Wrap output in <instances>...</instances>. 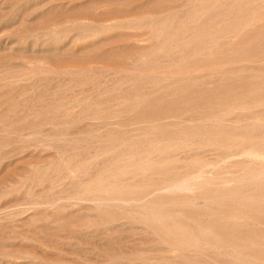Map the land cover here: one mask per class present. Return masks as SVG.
Wrapping results in <instances>:
<instances>
[{"label": "bare ground", "instance_id": "obj_1", "mask_svg": "<svg viewBox=\"0 0 264 264\" xmlns=\"http://www.w3.org/2000/svg\"><path fill=\"white\" fill-rule=\"evenodd\" d=\"M142 1L145 2L144 0H141V2ZM149 1L150 5L152 4L151 6H156L153 7L154 10L156 9V12L150 11L149 13L143 14L148 12V10L145 11L143 7V12L142 6L141 8L138 6L137 8L135 7V9H138L137 11L141 9L142 11L140 10L139 13L142 12L141 14L143 15L136 16V14L132 13L126 15L124 12L126 9L123 7L124 9H120V11H123L125 15H121L120 13L119 15L122 17L119 18L118 16L117 19L119 20L113 19L115 22L112 24H106L105 21L102 24H98L100 22L96 21V23L93 20L75 19L67 21L66 24L61 22L50 23V25H47V31L43 27L45 30L44 32L50 33L51 35L54 34L52 37L58 36L61 29L64 31L63 27L70 31L75 27L76 30H80V32L78 31L80 34L77 35V37L76 35L74 36L77 39L76 41H81L80 44L87 39L88 43L91 42L92 39H96V37L93 36H99L102 32L104 33V31L111 32L110 30L117 28L141 29L142 31L145 27H148L150 35L147 37H144L143 32L144 38H141L142 34L136 39L133 34H131V37L129 36L130 38L126 36L125 39L132 42L131 45L129 44L130 41H128V43L127 40H124L129 44L127 47L129 51L137 50L143 53L139 55V53L136 52L140 56L139 59L146 63L142 65L141 68H137L139 72H136V74L131 73L133 76L130 77L128 76L131 74L129 72L126 73L128 74V78L126 76V78L122 76L116 77L115 73H112L114 76L111 75V79H108L109 77H107L108 74L106 73L107 76L104 79H107V81L111 80V82L109 81L106 84L103 80L104 82H100L103 84H98L101 88H103V85H106L104 89L108 95L104 92L105 96L111 97L110 95L112 93L110 91H117L116 89H119V92L117 91L119 96L121 94L125 95H121L123 99L119 97L121 101L118 100L119 98L116 92H114V95H117V98L113 96V94L112 99L105 97L111 102L116 101V99L118 100V102L114 104L112 102V105H108L109 103L106 102L108 100L103 99L104 97L100 99L105 100V106H110L108 107L109 109H107L106 106L109 112L110 109H112L114 116H122L123 112L125 113V117L127 114L126 112H129L128 114L131 113V115L134 113L133 115L137 116L135 117L137 121L134 123L135 126L132 124V129H128L131 126L128 127L123 125L125 121L122 123L116 122L118 123V126H116L118 129L120 128L119 130H121V127H119L121 124L125 128L128 127L127 131H123L124 133H121V131L120 133L116 132L117 134H114L113 130V134L108 133V128H106L107 131H102L105 129L104 126L106 124L102 122L103 125L101 126L103 129L95 128L91 132L97 130L90 134L88 132L89 130L87 131L89 135L93 136L90 141L84 140L79 136L77 137V135H70V133L72 134L73 132L69 133L67 130H61L60 132L55 131L52 133H50L51 131L48 132V130L46 135L41 131V136L43 134L46 138L41 137L28 144L27 147L30 148L33 146H42L43 148L41 147L37 150L39 151V149H41V152L42 149L46 150V148H52L56 142L57 144L59 142V147L62 145L63 149L60 151L58 158L54 160L55 162H51L47 166L48 170H50L49 175L47 174V181L49 182L50 188L46 193H41L31 200H26V202L25 200L24 202H19L18 200L19 206H17L18 204L16 203L15 205L17 208L13 205L15 207H13L14 210H11V212L7 210L6 213H0V220L6 221L8 219L11 220V217L14 219L24 217L29 223L33 222L36 225L39 224L38 226L40 228L42 227L44 230H49L51 228L53 231V227H56V224L64 219V221H66L65 224H68H63L65 227L68 225L66 230L70 234L67 233L64 238H62L65 246L63 245L64 248H60L56 240L55 242L53 241L54 243L49 244L50 242L42 240L44 238L30 236L32 235L31 233H29V235L27 232H23V234H15V232H13V234L8 237V241L12 240V244H15L13 241L16 242L20 240V243L19 241L18 243L21 244V246L24 244L26 248L23 246L21 247L24 248L23 250L11 251L8 249L11 252H6L5 250V252H0V264H264V0ZM183 1L185 2L184 4H182ZM136 2L141 3L140 1ZM70 3H72V1ZM147 4L149 5V2ZM137 5L135 4V6ZM144 6L147 5L145 4ZM35 10L38 11V9ZM97 10L100 12V9ZM88 16L91 17L90 15ZM43 29L42 31H38L42 32L41 36L44 34L43 38H45L46 34L43 33ZM130 29L129 32H131ZM71 33L72 32L68 34ZM32 34L33 36L36 35V33ZM64 35L66 34L64 33ZM61 36H63V33H60L59 37H56L53 42L51 41L53 38L51 39L48 37L49 40L46 39L47 41L44 39V43L41 42L43 45L40 44L42 49L39 45L40 51L46 52L45 54L47 55L48 50H59L60 46L62 47L61 39L64 41L67 37L60 38ZM69 36L70 35H68V37ZM151 41L155 42V44H151ZM17 42L18 41L15 42L9 37L5 38L0 42V48H2L1 50L3 51V48L15 51ZM73 42L71 39V43ZM38 43L39 42H37L36 45H38ZM18 45L19 47L22 46H20V44ZM31 45V51H34L36 45ZM82 45L83 48L84 44ZM65 46H63V48ZM125 46H127V44ZM36 47L38 48V46ZM73 47L75 46L73 45ZM64 50H61L62 55ZM86 51L89 52L88 50ZM115 52L116 51H114L113 54ZM57 53L58 54L55 55H59L60 51ZM41 54L45 55L43 53ZM170 54L172 58L168 64H161V62L163 63L165 60H161L160 57V62L155 60V58L158 59L157 57L160 55L161 57L166 56L167 58V55ZM55 55L51 57L55 59ZM89 56L94 55L92 54ZM45 57L44 61L47 59V57ZM88 59H91V57ZM95 59L99 60L97 58ZM121 59H119V62L123 63L124 59H122V62ZM27 60L28 58L26 61ZM70 60L73 61V59ZM147 60L153 63H147ZM48 61L50 62L51 60ZM91 61L94 63L95 60ZM110 61L112 63L114 62L112 60ZM27 62V64L23 62L27 65L24 71H13L14 73L11 71L12 73L1 76L0 80L5 81L4 84L0 81L1 85L11 86L12 84H17V86L21 87L23 84L21 82L26 81L27 83L30 80L28 79V75H30L34 69L31 70L32 72L29 70L34 68L33 65L35 63L38 64L42 61L36 60L33 56V58H30ZM4 63L5 62H3V64ZM42 63V65L46 66L45 63L48 62L46 60ZM131 63L133 62L131 61ZM143 63L141 62L139 64L141 65ZM26 65L24 67H26ZM72 66L74 67H71V69L66 66L67 69L71 70L69 73L78 69L75 68V65ZM113 66H116V64ZM48 67H50L49 64L46 68L51 72V69ZM125 67L123 68L126 69ZM51 68L54 70L55 67L51 66ZM82 68L84 67L82 66ZM82 68L81 70L85 69ZM58 69L61 70L60 67H58ZM58 69H56L57 72L59 71ZM69 70H67V72ZM81 70L80 72L77 71L78 73L72 72L73 74L71 76L76 77L74 74L77 73L76 75H78L81 73ZM120 70L116 75L121 73V75H123V72L125 75V71L122 72V70ZM56 71H52V73H57ZM45 72L47 71L41 70L42 74ZM58 73L61 75L63 74V72L61 73L60 71ZM55 75L58 76L59 74ZM73 77L72 79L69 77L71 82L73 81ZM103 77H105V75ZM112 77L115 79L113 80ZM86 79L85 77L83 81ZM138 79L140 84L135 81ZM80 81L82 80H79V82ZM26 83L24 82V85ZM28 83L30 85V81ZM38 83H40V81H38ZM135 84H138L137 87H139V91L135 88ZM94 86L96 85L94 84ZM123 86L126 88L134 87L135 91L130 90L133 92L126 94L128 93L126 92L127 90L125 88L121 89ZM100 87H98V90H101ZM34 88L33 90H35ZM95 88H97V86ZM4 89H9V87ZM120 89L126 90L124 94L120 93ZM95 90H93V92L86 91V94L84 93L85 91H83L84 95L81 94L82 98L77 95L80 98L70 100L68 96L67 98L70 102H68L67 105H70L66 107L65 111L68 110L71 114L73 113L70 111H74V113L76 110L80 111L78 107L80 106V102L93 97L95 98L99 93L97 89ZM5 92L2 98L7 95L9 96V94H13V91L9 93ZM99 95L101 94L99 93ZM99 98L96 96L98 102L96 99H93V102L86 104H93L94 100H96V103L93 105L101 104L99 103ZM89 101H92V99ZM1 105L0 108H2L0 111H4L3 108L6 106L3 103ZM56 106V109L60 110L66 106V104L63 105L58 103ZM87 106H85V108ZM91 106L92 105H89V108H91ZM98 106L96 108L93 106L95 110H92H94L95 113L96 111L104 112L106 110L104 107H101V105L100 107ZM13 107L15 108L14 112L17 111V106L12 105V108L10 107L12 111ZM33 107L32 109H34ZM10 108L8 106V109ZM44 108L43 110L41 109L43 113ZM21 109L23 111H21ZM21 109L20 111L24 113L25 110L23 107H21ZM56 109L54 110L55 113L57 112ZM5 110L8 111L6 108ZM41 110L39 109V111ZM46 110L45 113L52 111ZM26 111L25 114L28 112ZM35 111L37 112L38 109L36 110L35 108ZM54 111L52 112L54 113ZM11 112L9 113L11 114ZM80 112H83V110ZM109 112L107 114H109ZM9 113L8 115H10ZM32 113L34 114V111ZM64 113H67V115L69 114L68 112ZM77 113L74 116H76ZM25 114H23V116ZM36 114L39 113H35L34 117ZM84 114L80 115L86 116ZM92 114L93 113H91V115ZM101 114L102 112L99 114L100 118L106 117L107 115L101 116ZM39 115H42V112ZM63 115L65 117L66 114ZM80 115H78V117ZM91 115L87 114V117H91ZM94 115L95 114L92 116ZM30 116H32V114H30ZM74 116L71 115V117ZM94 118L91 119L94 120ZM88 119L89 118H85L84 120L87 121ZM131 120L134 119L132 118ZM129 122L131 121L129 120ZM64 123H66V121ZM92 123L94 124V121H92ZM48 125L49 124L46 126ZM43 126L41 124V127ZM98 126H100V124ZM8 128L11 127L8 126ZM125 128L124 130H126ZM56 130H58V128ZM19 131L17 130V133ZM83 131L85 132V130ZM27 132L25 130V132L21 133L25 134ZM31 132L28 133L27 136H22L24 134L21 136L25 139L28 137L32 138L34 134ZM109 132H111V129ZM64 133L69 134L64 135ZM35 136L34 139H36ZM85 137L88 139V135H85ZM18 141L20 142V140ZM6 142L9 143L8 141ZM25 144L27 143L25 142ZM56 146L54 148H58V145ZM27 147H23L20 151L23 152L26 149H30ZM20 148H22V146ZM35 148L37 149V147H34V149ZM85 148L91 150L92 155L88 154L90 155L89 157L82 156ZM74 151H80L82 154L78 157L79 154L76 152L78 156H75L76 154L74 155L72 153ZM206 152L207 154H205ZM85 153L87 154L88 152L85 151ZM208 153L213 156L209 155L211 158H207ZM221 158L227 159V163H221L222 165L219 166L220 161H222ZM218 160L219 163L217 162V165L215 161ZM85 167L86 170H83ZM41 171L47 172L45 169ZM34 172L35 171H33V173ZM41 175L40 172L35 176L37 178H35L36 181L43 182L45 180L46 176L44 178V174L43 176ZM63 180H65V182L69 180V183L67 182L68 186L66 185L67 188H64V186L59 190L58 188L62 185L60 182ZM30 186L28 185V187ZM3 188L5 189L4 186ZM1 195L4 194L1 193ZM11 208L12 207H10V209ZM13 218L12 220H14ZM4 225L8 226V224ZM61 225L62 224H60V227ZM18 226L19 224L17 227ZM26 226L27 225H25V227ZM42 228L39 230H42ZM6 229L8 228L6 227ZM56 229L57 228L54 230ZM17 230L19 229L17 228ZM20 230L22 232V229ZM58 230L60 229L56 231ZM62 231L66 232L63 229ZM34 232L33 235L35 236ZM114 232L132 233L131 235L135 240L141 239L139 241L142 242V244L144 243L150 247L149 250L151 252L149 251V253L152 254L148 253L149 255H141L139 253L140 249H135L137 248L136 246H134L135 248L132 250L129 248V250L125 249L123 247L124 245L121 246L124 249H120L119 252L113 250V252L106 253L105 251L104 253L102 249L105 250L108 245L105 244L107 247L103 245L105 248L101 246L102 249L100 250L98 246H100L101 243L98 242V244H96V242L95 244L98 245L97 247L99 249L92 246V248H84L80 245L79 240L81 239L78 240L79 235L76 236V233L91 235V237L88 238L86 236L87 239L83 238L84 236L80 237L87 241L89 238H93L92 235H99V238L101 236L105 238L107 235H112ZM36 234H38V232H36ZM58 235L60 236V231ZM115 236H117V234ZM76 237L78 241H76ZM94 237L98 238V236ZM107 237L109 238V236ZM59 238L61 237H57V240ZM127 239L128 238L122 241H126ZM99 240L101 242V238ZM112 241L113 243L116 242L113 239L111 242ZM84 243L85 242L82 244ZM118 243L122 244L121 241ZM125 243L130 244V242ZM16 247L19 248L20 246ZM62 248L64 250H62ZM73 252L81 254L82 256L79 257H83L82 259L80 258L82 261H76L75 258L74 260H68L64 257L67 255L71 257L70 259H73L71 255H68ZM96 252H98V255H96ZM140 252L144 253L141 250ZM89 254H94V256H89Z\"/></svg>", "mask_w": 264, "mask_h": 264}, {"label": "rangeland", "instance_id": "obj_2", "mask_svg": "<svg viewBox=\"0 0 264 264\" xmlns=\"http://www.w3.org/2000/svg\"><path fill=\"white\" fill-rule=\"evenodd\" d=\"M72 1V3H70ZM78 1V2H77ZM136 1H140L141 2V0H0V42H2L5 38H10V39H13V41H18L17 42V44H16V46L17 47H15V51L14 50H8V48L6 49V48H3L4 49V51L3 50H1L2 48H0V77L1 76H4V75H6V74H10V73H12L13 71L15 72H19V71H24L26 68H27V61H29V59L30 58H33V56H34V58L36 59V60H41L42 62H45L46 60H47V62L48 63H45L46 64V66H48V64H49V66L50 67H48V68H50L51 69V72L49 71V69L47 70V68H46V66L45 65H42V64H44V63H42V62H40V63H35L34 65H33V67L34 68H32V69H30L29 71H31V70H36V71H34L33 70V72L30 74V75H28V79H30L29 81H30V85H29V81L26 83V81H23V82H21V83H23L22 85L24 86H22L21 84H19V85H21V87H19V86H17V84H12L11 86H3V85H1V83H0V103L2 104H4L6 107V109L8 110V111H6L5 110V108H3V110L4 111H0V119H2V120H0V142H2V143H0V195H1V193L2 194H4V195H1L0 197H2V198H0V207H1V209H0V211H3V212H0L1 214H3V213H6V211L8 210V211H10L11 212V210H14V208L13 207H15L16 205V203L18 204L19 202H24V200H25V202H26V200L28 201V200H31V199H33V197L35 198V197H37V195L39 196L41 193H46V191H48V189L50 188L49 186V182L47 181V178H48V176H47V174L49 175V171L50 170H48V165L51 163V162H55L54 160H56L57 158H58V156L60 155V151L63 149L62 148V145H61V143H60V145H61V147H59V142H58V144H57V142H56V144L52 147V148H50L49 147V149H47L46 148V150L44 149H42V152H41V149H39V151H37L38 150V148H41L40 146H33V147H27L28 146V144H30V142L32 143L34 140L36 141L37 139H40L41 137L43 138H46V136H43V134H42V136H41V131L42 132H44V134L46 135V133H47V131L48 132H50V133H52V132H60L61 130H67L69 133L70 132H73L72 134L70 133V135H77V137L79 136V137H81L82 139H84V140H87V141H90L91 140V137H93L92 135H89L90 133H93V132H95L97 129H99V128H101V129H103L102 128V126L101 125H103V123L102 122H105L106 124H105V126H104V130H102V131H107L108 133H112V130H113V132H114V134L116 133V132H121V133H124L123 131H127V128L128 127H130V128H128V129H132L133 127H132V124H134L135 123V121H137V118H135V117H137V116H134L133 114L134 113H132V115H131V113L130 114H128L129 112H126L127 114H128V116H127V114H126V117H125V113H123L122 112V116L121 115H113V113H112V109H110V112H109V110H107V109H109L108 107H110V106H108V105H112V102H113V104L114 103H116V102H118V100L119 101H121V99L119 98V97H121L122 99H123V97L122 96H125V95H118V90L119 89H116L117 91H114V92H116V94L118 95V100L116 99V101H110V100H108L109 98H113V96H117V95H114L115 93L111 90L110 92L113 94V96H112V94L109 92V91H107V92H109V94H111L110 96L111 97H109V96H105V94L106 95H108V93H106L105 91V89H104V86H106V85H103L102 87L103 88H101L98 84H103V83H100V82H106V84L110 81L111 82V80H108L107 81V79H104V78H106V76H107V74H108V76L107 77H109L108 79H111L110 78V76L111 75H113L114 76V74H112V73H115V76L117 77V76H122V77H127V75L128 74H126V73H133V74H136V72L138 73L139 72V70L137 69V68H141L142 67V65H145L146 63L144 62V61H142L141 59H139V55H141V54H143L142 53V51H129L128 50V46H129V44L131 45V41L130 40H128V39H125L126 38V36H127V38L130 36L131 37V34H133V36L135 35V39L137 38V37H139V35L141 36V34H142V32H143V34H144V37H147L148 35H150V32H148V27H145L143 30H145V31H141V29H130V28H117V29H113V30H110L111 32H109V31H104V33L102 32V34H100L99 36H93V37H96V39L94 38V39H92L91 40V42H89L88 43V39L87 40H85L84 42L82 41V43L80 44V42H78V41H76L77 39H76V37H77V35H79L80 33H78V31L80 32V30H76L75 29V27H73L71 30L72 31H70V30H68V29H65L64 27H63V30L64 31H62V29H61V32L60 33H63V36H61L60 38H65V36H67L66 38H65V40L63 41V39H61L62 41V47L60 46V49L59 50H48L47 51V55L45 54L46 52H42V51H40L41 49H42V46L41 45H43L42 43H44L43 42V40L45 39H48L49 40V38H53L51 41L53 42V40L54 39H56V37H59V35H60V33H59V35L58 36H54V37H52L54 34H50V33H47V32H44L45 30L47 31V25H50V23H53V22H61V23H67V21H71V20H75V19H87V20H93V21H97V22H100V23H98V24H102L104 21L106 22V24H112V23H114L115 21V19L116 20H119V19H117L118 18V16H119V18H121L122 16L121 15H125V13H126V15L128 14L129 15V13L131 14H136V16H140V15H143V14H146V13H149L150 11L151 12H156L155 10H154V8L153 7H156L155 5H153V6H151L150 5V1L149 0H144L145 2H141V3H139V2H136ZM168 2L169 0H162V2ZM172 1V0H171ZM170 1V2H171ZM185 1V0H184ZM183 1V3L182 4H184L185 2ZM187 1V0H186ZM149 2V5L147 4ZM151 2H153V0H151ZM161 2V3H162ZM43 3V4H42ZM69 3V4H68ZM74 3V4H73ZM121 3V4H120ZM155 3V2H154ZM79 6H78V5ZM91 4H93V5H91ZM95 4V5H94ZM109 4H111V5H109ZM127 4V5H126ZM135 4L137 5V6H135ZM142 4H146L147 6H144V5H142ZM43 5V6H42ZM72 5V6H71ZM100 5V6H99ZM98 6V7H97ZM113 6V7H112ZM132 7V9H131V7ZM138 6H140V8H141V6H142V10H143V7H144V10L145 11H147L148 10V12H145V13H143V14H141L142 12H140L139 13V11L141 10L140 8V10L139 11H137L138 9H135V7L137 8ZM31 7V8H30ZM95 9H94V8ZM126 9V10H124V12L123 11H120V9L122 10V9H124V8ZM128 7V8H127ZM129 7H130V9H129ZM92 8V9H91ZM134 8V9H133ZM148 8V9H147ZM34 11H33V10ZM35 9H38V11L37 10H35ZM97 9H100V12H99V10H97ZM103 9V10H102ZM105 9H106V11H105ZM32 10V11H31ZM83 10V11H82ZM107 10H108V12H107ZM118 10V11H117ZM127 10H128V12H127ZM141 10V11H142ZM144 10H143V12H144ZM27 11H28V13H27ZM79 11V12H78ZM102 11V12H101ZM104 11V12H103ZM120 11V12H119ZM161 11V10H160ZM14 12V13H13ZM68 12V13H67ZM75 12H76V14H75ZM99 12V13H98ZM109 13V14H107V13ZM117 12V13H116ZM11 13H12V15H11ZM79 13V14H78ZM121 13V15H119ZM158 13H160V12H158ZM45 14V15H44ZM78 14V15H77ZM94 14V15H93ZM8 15H10V16H8ZM31 15V16H30ZM72 15V16H71ZM88 15H90L91 17H89ZM93 15V16H92ZM104 17H103V16ZM136 16H134V17H136ZM42 17V18H41ZM94 17H96V18H94ZM101 17V18H100ZM99 18V19H98ZM114 19V20H113ZM3 20V21H2ZM34 20V21H33ZM41 21V22H40ZM112 21V22H111ZM34 22V23H33ZM96 22V23H97ZM109 22H111V23H109ZM69 23V22H68ZM7 24V25H6ZM105 24V23H104ZM74 26V25H73ZM43 27L45 28V30L43 29ZM42 29H43V33H45L46 35V37L45 38H43V35L44 34H42V36H41V33L42 32H39V31H42ZM73 29H75V30H73ZM128 29V30H127ZM129 29L131 30V32H129ZM29 32H27V31ZM33 30V31H32ZM39 30V31H38ZM122 30V31H121ZM132 30H134V31H132ZM30 31H32V32H30ZM38 31V32H37ZM69 31V32H68ZM74 31H75V33H74ZM114 31V32H113ZM141 31V32H140ZM70 32H72L71 34H68V33H70ZM108 34H107V33ZM124 32H125V34H127V35H125L124 34ZM136 32V33H135ZM25 34V36H24V34ZM32 33H36V35L35 36H33V34ZM37 33H39V34H37ZM64 33L66 34V35H64ZM78 33V34H77ZM116 33V34H115ZM28 34V35H27ZM30 34H32V35H30ZM123 34H124V38H123ZM143 34H142V36H141V38H144L143 37ZM145 34H147V35H145ZM15 35V36H14ZM18 35V36H17ZM37 35H39V36H37ZM50 35V36H49ZM68 35H70L69 37H68ZM76 35V37H74ZM14 38H13V37ZM31 36V37H30ZM41 36V37H40ZM109 36V37H108ZM12 37V38H11ZM22 37V38H21ZM27 37V38H26ZM49 37V38H48ZM73 37V38H72ZM92 37V38H93ZM129 37V38H130ZM42 38V39H41ZM91 38V37H90ZM132 38H134V37H132ZM20 39V40H19ZM41 39V40H40ZM71 39H72V42L74 41L75 42V44H74V42L73 43H71ZM112 39V40H111ZM106 40V41H105ZM124 40H127V42L128 41H130V43L128 44L126 41H124ZM27 41H28V43H27ZM47 41V40H46ZM95 41V42H94ZM103 41V42H102ZM108 41V42H107ZM37 42H39L38 43V45H36V43ZM42 42V43H41ZM86 42V43H85ZM93 42V43H92ZM99 42V43H98ZM106 42H107V44H106ZM111 42V43H110ZM113 42V43H112ZM30 43V44H29ZM106 44V45H104V44ZM18 44H20V46L21 47H19V45ZM31 44H35L36 46H38V48L36 49L35 47H34V51H31L32 49H31V47H32V45ZM41 44V45H40ZM82 44H84V50H83V48H82ZM89 44H91V45H89ZM109 44V45H108ZM127 44V46H125ZM151 44H155V42H152L151 41ZM41 46V49L39 48L40 46ZM61 45V44H60ZM66 45V46H65ZM73 45L76 47H73ZM26 46V47H25ZM28 46V47H27ZM34 46V45H33ZM63 46H65L64 48H63ZM68 46H69V48H68ZM71 46H72V48H71ZM92 46H93V48H92ZM23 47V48H22ZM49 47V46H48ZM47 47V48H48ZM86 47V48H85ZM66 48V49H65ZM82 48V49H81ZM89 48H91V49H89ZM45 49V48H44ZM65 49V50H64ZM8 52H7V51ZM64 50V53H63V55H62V51ZM82 52H81V51ZM86 50H88L89 52H87ZM91 50H92V52H91ZM97 50V51H96ZM11 51H13V52H11ZM23 52V53H21V52ZM27 51V52H26ZM31 51V52H30ZM36 51V52H35ZM54 51V52H56V53H52V52ZM60 51V54L59 55H55V54H58L57 52H59ZM106 51H107V53H106ZM114 51H116L114 54H113V52ZM33 52H34V54H33ZM39 52H40V54H39ZM50 52V53H49ZM69 52V53H68ZM121 52V53H120ZM132 52H133V55H132ZM136 52H138L139 53V55H138V53H136ZM27 53V54H26ZM41 53H43V54H45V55H42ZM52 53V54H51ZM111 53V54H110ZM33 54V55H32ZM48 54H49V56L51 57L52 55L54 56H56L55 57V59L53 58V57H49L48 56ZM51 54V55H50ZM65 54V55H64ZM94 55V56H89V55ZM100 54V55H99ZM107 54H109V55H107ZM117 54V55H116ZM119 54V55H118ZM123 54V55H122ZM78 55V56H77ZM86 55H88V56H86ZM97 57H96V56ZM122 57H121V56ZM127 55V56H126ZM47 57V59L44 61V57ZM60 56V57H59ZM63 56V57H62ZM66 56V57H65ZM70 58V59H73V61H71L68 57ZM102 58H101V57ZM114 56V57H113ZM116 56V57H115ZM172 55L170 54V55H167V58H166V56H162V57H164V58H162L161 57V55L160 56H158L157 58L158 59H156L155 58V60H158L159 62L161 61V60H165V61H163V63L161 62V64H168L169 63V61H170V59L172 58L171 57ZM45 57V58H46ZM60 59V62H59V59ZM64 57H65V59H67V60H65L64 59ZM86 57V58H85ZM89 57H91V59H88ZM100 57V58H99ZM117 57H119V58H117ZM125 57V58H124ZM127 57H130V58H127ZM133 57V58H132ZM159 57L161 58V60H159ZM13 58V59H12ZM28 58V60L26 61V59ZM63 59V61H62V59ZM92 58H94V59H92ZM95 58H97V59H99V60H96ZM124 59L123 60V63H120L119 62V59ZM88 59V60H87ZM122 59H121V62H122ZM126 59V60H125ZM130 59H131V61L133 62V63H131V61H130ZM48 60H51L50 62L48 61ZM56 60V61H55ZM75 60V61H74ZM91 60H95L94 61V63H93V61H91ZM110 60H112V61H114V62H116V63H112ZM146 60V59H145ZM77 61V62H76ZM86 61V62H85ZM98 61V62H97ZM100 61V62H99ZM110 61V62H109ZM127 61V62H126ZM136 63H135V62ZM152 61H153V59H152ZM152 61H149V60H147L146 62L147 63H153ZM158 61H156L157 63H159ZM2 62V63H1ZM3 62H5L4 64H3ZM23 62H26V64L25 63H23ZM55 62V63H54ZM89 62H91V63H89ZM143 63V64H139V63ZM8 63V64H7ZM42 63V64H41ZM54 63V64H53ZM73 63V64H72ZM96 63V64H95ZM127 63H129V64H127ZM77 64V65H76ZM91 64V65H90ZM116 64V66H113V65H115ZM121 64V65H120ZM126 65V67H125V65ZM135 64V65H134ZM139 64V65H138ZM10 65V66H9ZM26 65V67H24ZM54 65H56L57 66V68H56V66H54ZM70 65V66H69ZM72 65H75V68H78V69H76V70H74V69H72V70H74V71H72L73 73H75V72H77L79 69L81 70V68H82V66L85 68H82V69H84V70H81V73H79L78 75H76L78 72H80V70L76 73V74H74V76H76V77H73V76H71L73 73L71 72V73H69L71 70H69V69H67L66 68V66L69 68L70 67V69H71V67H74V66H72ZM124 65V66H123ZM138 65V66H137ZM40 66V67H39ZM45 66V67H44ZM51 66H53V67H55L56 69H58V67H60V69L61 70H59L61 73L63 72V74L61 75L60 73H58L57 71H56V69L54 68V70H53V68H51ZM63 66H64V68H63ZM91 68H90V67ZM121 66V67H120ZM125 67L126 69H124L123 67ZM37 67V68H36ZM80 67V68H79ZM121 68V70H122V68H123V70H122V72L123 71H125V75H124V72H123V75H121V74H119V75H116V74H118L119 73V70H120V68ZM131 67H133V68H131ZM4 68H6V69H4ZM15 70H14V69ZM41 68H43V69H41ZM110 68V69H109ZM114 69V70H112V69ZM118 68V69H117ZM29 69V68H28ZM43 71V70H45V71H47V72H45L44 74H42L41 73V70ZM117 69V70H116ZM3 70H4V72H3ZM67 70H69L68 72H67ZM106 70V71H105ZM120 70V71H121ZM130 70V71H129ZM9 72V73H7V72ZM12 71V72H11ZM52 71L54 72V71H56L57 73H52ZM89 71H91V72H89ZM112 71V72H111ZM114 71V72H113ZM127 71V72H126ZM134 71H135V73H134ZM13 72V73H14ZM48 72H49V74H48ZM67 72V73H66ZM94 72H96V73H94ZM41 73V74H40ZM89 73V74H88ZM91 73V74H90ZM107 73V74H106ZM55 74H59L58 76H56ZM69 76H68V75ZM81 74V75H80ZM133 74H131V75H129L128 77H130V76H133ZM52 75V76H51ZM64 75V76H63ZM87 75V76H86ZM95 75V76H94ZM105 75V77H103ZM67 76V77H66ZM87 78L86 80H88V81H83L84 79H85V77ZM92 76V77H91ZM33 77V78H32ZM50 77V78H49ZM58 77H60V78H58ZM72 79V77H73V81L71 82V80H69L70 78ZM125 77V78H126ZM127 77V78H128ZM49 78V79H48ZM54 78V79H53ZM43 79V80H42ZM89 79H91V80H89ZM94 81H93V80ZM97 81H96V80ZM100 79V80H99ZM112 79L114 80L115 78L114 77H112ZM117 79V78H116ZM40 81V83H38V81ZM79 80H82L83 81V83L81 84V82L82 81H80L79 82ZM102 80V81H101ZM104 80V81H103ZM1 81V80H0ZM32 81V82H31ZM135 81H137V83H139L138 81H139V79L138 80H135ZM2 82V84H4V80L3 81H1ZM19 82V83H20ZM24 82L26 83L25 85H27V86H25L24 85ZM53 82V83H52ZM67 82V83H66ZM86 82H88V83H86ZM32 83V84H31ZM59 83V84H58ZM86 84V85H85ZM94 84L97 86V88H95L96 86H94ZM105 84V83H104ZM140 84V83H139ZM39 85V86H38ZM60 87H59V86ZM70 85V86H69ZM137 85L138 84H135V88H137V90L139 91V87H137ZM14 86V87H13ZM34 86H35V88H34ZM38 88H37V87ZM80 86V87H79ZM8 88L9 87V89H4V88ZM10 87H11V89H10ZM15 87H16V89H15ZM58 87V88H57ZM73 87H75V88H73ZM98 87H100L101 88V90H98L99 88ZM19 88V89H18ZM31 88H32V90H31ZM33 88L35 89V90H33ZM53 88V89H52ZM89 88H91V89H89ZM92 88H93V90H95V89H97L98 91H99V93L102 95V94H104V92H105V94L104 95H99V93L96 95L97 96V98H99V96H100V98H99V103H101V104H95V105H93L94 103H96V100H97V102H98V99H96V96H95V98L93 97V98H90V99H87V100H84V101H82V102H80V106H78L80 109V111L81 110H83V112H80V111H77V112H79V113H77L76 111H75V113H74V111H70V112H72L73 114H71V113H69V111L68 110H66L65 111V109H66V107L67 106H69L70 104H68L67 105V103L68 102H70V100H72V99H75V98H82V96H81V94L82 95H84L83 94V91H85L84 93L86 94V91H92L93 92V90H92ZM123 88H125L126 90H121V89H123ZM132 88V89H131ZM131 88H129V87H122L121 89H120V93H123L124 94V91H126V92H128V93H126V94H129V93H131V92H133V91H130V90H134L135 91V89H134V87H131ZM28 89V90H27ZM30 89V90H29ZM60 89V90H59ZM89 89V90H88ZM5 90H6V92L7 93H9V92H11V91H13V94H9V96L7 95V96H5V97H3L2 98V95H4V92H5ZM60 92H59V91ZM70 90V91H69ZM82 90V91H81ZM29 91V92H28ZM45 91V92H44ZM81 91V92H80ZM97 91V92H98ZM101 91V92H100ZM5 92V93H6ZM19 92H21V93H19ZM28 92V93H27ZM54 92H55V94H54ZM66 92V93H65ZM78 92V93H77ZM80 92V93H79ZM103 92V93H102ZM2 93V94H1ZM26 93V94H25ZM37 93V94H36ZM51 93V94H50ZM18 94V95H17ZM53 94V95H52ZM58 94V95H57ZM71 94V95H70ZM95 94H96V90H95ZM44 97H43V96ZM65 95V96H64ZM80 96V97H78V96ZM12 96V97H11ZM20 96V97H19ZM51 96V97H50ZM69 96V97H68ZM71 96V97H70ZM73 96V97H72ZM75 96H77V97H75ZM14 97H15V99H14ZM16 97H17V99H16ZM18 97H19V99H18ZM27 97V98H26ZM40 97V98H39ZM60 97V98H59ZM70 99H68V98ZM102 97H104L103 99H106V100H108V101H106V102H108L107 104L108 105H106L107 106V109H106V106H105V104H106V102H105V100H100ZM105 97H107V98H105ZM114 97V98H115ZM10 98V99H9ZM11 98H12V100H11ZM39 98V99H38ZM50 98V99H49ZM64 98H65V100H66V102H65V100H64ZM117 98V97H116ZM3 99V100H2ZM22 99V100H21ZM35 99V100H34ZM92 99V101H89V100H91ZM93 99H96V100H94V103L93 104H89V105H92L91 106V108H89V105L88 104H86V103H91V102H93ZM56 100V101H55ZM69 100V101H68ZM114 100V99H113ZM26 101V102H25ZM44 101V102H43ZM48 101H50V102H48ZM54 101V102H53ZM101 101V102H100ZM105 102V103H103V102ZM111 103H110V102ZM12 102V103H11ZM14 102V103H13ZM6 103H8V104H6ZM11 103V104H10ZM20 103H22V104H20ZM25 103H27V104H25ZM34 103V104H33ZM63 104V105H65L66 104V106H62L63 108L62 109H60V110H57L56 109V104ZM65 103V104H64ZM82 103H83V105H82ZM103 103V104H102ZM0 104V105H1ZM29 104H31V105H29ZM36 104V105H35ZM185 104V103H184ZM9 106V108L11 107L12 108V105L13 106H17L16 107V109H17V111H15L14 112V107H13V111L11 110V108L10 109H8V106ZM22 105V106H21ZM40 105V106H39ZM43 105V106H42ZM49 105V106H48ZM88 105V106H87ZM99 105V106H98ZM100 105H101V107H104L106 110L103 112V111H96V113H95V109L93 108V106H95V108L98 106V107H100ZM103 105V106H102ZM1 106H3V105H1ZM19 106V107H18ZM25 106H27V107H25ZM30 106V107H29ZM34 106V107H33ZM41 107V108H39V107ZM52 108H51V107ZM85 106H87L86 108L88 109H86L85 108ZM21 107H23V109L26 111H28L29 112V114H28V112L25 114V111H24V113H22L21 111H23L22 109H21ZM32 107L34 108V109H32ZM45 107V108H44ZM48 109H47V108ZM50 107V108H49ZM2 108V107H1ZM1 108H0V110H1ZM29 108V109H28ZM35 108H36V110L38 109V111H39V109L41 110H43V108H44V113H43V111L41 110V111H35ZM20 109H21V111H20ZM32 109V110H31ZM47 109V110H46ZM56 109V113H55V110ZM92 109H94V110H92ZM10 110V111H9ZM45 110L46 111H48V110H52V111H54V113L56 114H54L52 111H48V113L46 112L45 113ZM63 110H64V112H68L69 114L67 115V113H64L63 112ZM12 111V112H11ZM30 111H31V113H30ZM34 111V114L32 113ZM59 111V112H58ZM84 111H85V114H84ZM92 111V112H91ZM9 112H11V114L9 113ZM18 112V113H17ZM20 112V113H19ZM41 112H42V115H39V114H41ZM49 112H52V113H49ZM100 112H102V114H101V116H104V115H106L108 112H109V114H107L106 115V117H103L104 118V120H103V118H100L99 116V114H100ZM8 113L12 116H10V115H8ZM35 113H39V114H36V116L34 117V115H35ZM66 114L65 115V117H64V115L63 114ZM77 113V115L76 116H74L75 114ZM89 114V115H91V113H93V114H97L96 116L94 115V116H92L91 115V117H87V114ZM104 113V114H103ZM110 113H111V117H110ZM5 114V115H4ZM23 114H25L26 116L27 115H29V116H23ZM30 114H32V116H30ZM44 114H45V116H44ZM51 114V115H50ZM53 114V115H52ZM80 114H84V115H86V116H83V115H80ZM39 115V116H38ZM50 115V116H49ZM62 115H63V117H62ZM71 115L72 116H74V117H71ZM78 115H80L79 117H78ZM20 116H22V117H20ZM37 116H38V119H37ZM43 116V117H42ZM98 116V117H97ZM134 119V120H131L132 118ZM50 117V118H49ZM59 117V118H58ZM78 117V118H77ZM83 117H84V119L85 118H89L87 121H85L84 119H83ZM95 117V118H94ZM113 117H115V118H113ZM119 117V118H118ZM11 118V119H10ZM18 118V119H17ZM26 120H25V119ZM29 118H30V120H29ZM36 118V119H35ZM39 118H40V121H39ZM45 118V119H44ZM62 118V119H61ZM68 118H70V119H68ZM77 118V119H76ZM91 118H94V120H92ZM109 118V119H108ZM131 118V119H130ZM24 119V120H23ZM27 119H28V121H27ZM42 119V120H41ZM48 119V120H47ZM106 119V120H105ZM108 119V120H107ZM119 119V120H118ZM126 119V120H125ZM7 120V121H6ZM21 120V121H20ZM38 120V121H37ZM45 120V121H44ZM63 120V121H62ZM69 120H70V122H69ZM129 120L131 121V122H129ZM20 121V122H19ZM23 121V122H22ZM43 121V122H42ZM49 121V122H48ZM66 121V123H64ZM68 121V122H67ZM92 121H94V124L92 123ZM99 121V122H98ZM108 121H109V123H108ZM111 121V122H110ZM125 121V122H124ZM134 121V122H133ZM17 122V123H16ZM74 122V123H73ZM85 122V123H84ZM113 122V123H112ZM116 122H118V123H122V122H124L123 123V125L124 126H128V127H124L122 124L119 126V127H121V130H119L118 129V123H116ZM27 123V124H26ZM45 123H46V125L47 124H49L48 126L49 127H52V128H49L48 126H46L45 125ZM52 123H53V125H52ZM60 123V124H59ZM63 123H64V125L65 126H67V127H65L64 125H63ZM81 123V124H80ZM93 124V126H92V124ZM100 124V126H98L99 124ZM102 123V124H101ZM110 123H112V124H110ZM15 124V125H14ZM18 124V125H17ZM20 124V125H19ZM32 124V125H31ZM34 124V125H33ZM41 124H42V126L43 125H45V126H43V127H41ZM55 124H58V125H55ZM80 124V125H79ZM126 124H129V125H126ZM3 125H4V127H3ZM22 125V126H21ZM40 125V126H39ZM52 125V126H51ZM61 125V126H60ZM117 125V126H116ZM8 126L9 127H11V128H8ZM19 126H21V127H18ZM29 126V127H28ZM58 128V130H56L57 128ZM59 126V127H58ZM64 126V127H63ZM108 126V127H107ZM117 127V129H116V127ZM122 126H123V128H122ZM133 126H135V124L133 125ZM23 127V128H22ZM33 127V128H32ZM40 127V128H39ZM30 128V129H29ZM35 128H37V129H35ZM43 130H42V129ZM92 128V129H91ZM95 128H97L95 131H93V132H91L92 130H94ZM106 128H108L107 130H106ZM111 129V132H109V130ZM124 128L126 129V130H124ZM27 129H28V132H27ZM47 129V130H46ZM74 129V130H73ZM117 131H116V130ZM6 130V131H5ZM10 130H12V131H10ZM17 130L19 131L18 133H17ZM25 130H26V132L27 133H21V132H25ZM34 130V131H33ZM71 130V131H70ZM82 130V131H81ZM83 130H85V132L83 131ZM89 130V131H88ZM31 131H33V132H31ZM37 131V132H36ZM40 131V132H39ZM67 131H62V132H67ZM89 132V134H88V132ZM10 132V133H9ZM16 132V133H15ZM32 133V134H34V136H35V138L36 139H34V136L32 137V138H27V139H25V138H23L22 136H27V134L28 133ZM19 133H21V134H19ZM38 135H37V134ZM69 133H64V135L65 134H69ZM12 136H11V135ZM15 134H18V135H15ZM22 134H24V135H22ZM84 134V135H83ZM113 134V133H112ZM117 134V133H116ZM7 135V136H6ZM22 135V136H21ZM82 135V136H81ZM85 135L87 136L88 135V139H87V137H85ZM3 136V137H2ZM16 136V137H15ZM10 137V138H9ZM20 137V138H19ZM39 137V138H38ZM3 138V139H2ZM14 138V139H13ZM15 138H17V139H15ZM6 139H8V140H6ZM25 139V140H24ZM11 140V141H10ZM13 140V141H12ZM15 140V141H14ZM18 140H20V142L18 141ZM29 142H27V141ZM6 141H10L9 143H7ZM5 142V143H4ZM17 142V143H16ZM25 142L27 143V144H25ZM56 145H58V148H54ZM22 146V148H20ZM23 147H27V148H30V149H24L25 151H23V152H21L20 150L21 149H23ZM34 147H37V149L35 150L34 149ZM45 147V146H44ZM47 147V146H46ZM57 147V146H56ZM17 148V149H16ZM33 148V149H32ZM43 148V147H42ZM35 150V151H34ZM17 151V152H16ZM85 151H87L88 153L86 154L85 153ZM85 151H84V153H83V155L82 156H84V157H89L90 155H88V154H91L92 155V151L91 150H89V149H87V148H85ZM89 151H91V152H89ZM45 152V153H44ZM71 152V151H70ZM77 151H74V152H72L75 156H78V154H79V156L78 157H80V154H82V152H80V151H78L77 153H76ZM43 153V154H42ZM15 154V155H14ZM57 154V155H56ZM85 154V155H84ZM205 154H207V152L205 153ZM209 155H211L210 153H208V155H207V158H211V156H213V155H211V156H209ZM11 156V157H10ZM49 157V158H48ZM11 158V159H10ZM3 162H2V161ZM220 160V159H219ZM219 160L218 161H215L216 163L218 162L219 163ZM221 160L222 161H220V164H219V166L220 165H222V164H225V163H227V159H222L221 158ZM225 162V163H224ZM45 163V164H44ZM216 163H215V165H216ZM218 163H217V165H218ZM222 163V164H221ZM2 164V165H1ZM43 164V165H42ZM38 165V166H37ZM47 168H46V167ZM34 169H33V168ZM39 167V168H38ZM33 170H32V169ZM48 170L47 172H45V171H41V170ZM86 170V167L85 168H83V170ZM29 170H31V171H29ZM33 171H35L34 173H33ZM31 172V173H30ZM36 172H38V173H36ZM41 172V176H43V174H44V178H45V176H46V178H45V180L43 181V182H40V181H36V177L35 176H37V174H39ZM43 172V173H42ZM36 174V175H35ZM25 177H27V178H25ZM32 177H34V178H32ZM22 178V179H21ZM36 178V179H35ZM43 178V179H44ZM51 179H54V178H51ZM25 181V182H24ZM29 183H28V182ZM32 182V184H31V182ZM35 181V182H34ZM17 182V183H16ZM27 182V183H26ZM47 182H48V184H47ZM69 183V180H67L66 182H65V180H63V181H61L60 182V184H62V185H60V184H58V185H60V187L58 188L59 190L61 189V188H63L64 186V188H67L66 187V185L68 186V183ZM20 184V185H19ZM24 184H26V185H24ZM40 184V185H39ZM43 184V185H42ZM10 187H9V186ZM28 185L30 186V187H28ZM3 186L5 187V189L3 188ZM38 186V187H37ZM47 186V187H46ZM22 187V188H21ZM3 188V189H2ZM35 188V189H34ZM42 188V189H41ZM15 189V190H14ZM21 189H22V191H21ZM41 189V190H40ZM41 192H40V191ZM9 191V192H8ZM31 191H33V192H31ZM38 191H39V193H38ZM44 191V192H43ZM3 192H5V193H3ZM36 192V193H35ZM26 193V194H25ZM28 193V194H27ZM32 194V195H31ZM33 194H35V195H33ZM9 195V196H8ZM30 195V196H29ZM4 196V197H3ZM5 197H8V198H5ZM25 197H27V198H24ZM4 200H5V202H4ZM18 200H19V202H18ZM13 201H15V202H13ZM9 202V203H8ZM7 203V204H6ZM12 203V204H11ZM10 204H11V206H10ZM13 205H15V206H13ZM17 206H19V204L17 205ZM17 206H16V208H17ZM4 207V208H3ZM10 207H12L11 209H10ZM9 208V209H8ZM4 209H5V212H4ZM0 214V215H1ZM12 218L13 217H11V220H0L1 222H0V250H2V251H0V252H9L10 250L12 251H16V250H23L24 248H21V247H23L24 246V244H22L23 246H21V244H19L20 243V240H17L16 242L15 241H13V243H15V244H12V240L10 241V243L8 244V237L10 236V235H12L13 234V232H15V234H23V232L24 233H31L32 235H30V236H33V237H36V238H44V239H42V240H46V242L48 241V242H50L49 244H52V243H54L55 242V240L58 242V246H60V248L61 247H63V245L65 244L64 243V241H63V239L62 238H64V236H65V234H67L68 232H67V227H68V225H67V227H65L64 226V224H65V222L66 221H64V219H62L61 220V222H59L60 224H62L61 225V227H60V224L58 223V224H56L57 226L56 227H53L54 229L55 228H57V229H60V230H58V231H56V230H54L53 229V231H52V229L50 228L49 230L48 229H43L42 227V230H39V229H41L38 225L39 224H34L33 222H31V223H29V221L28 220H25V218L24 217H22V218H13L14 220H12ZM21 219V220H20ZM24 220V221H23ZM68 220V219H67ZM11 221V222H10ZM63 221V222H62ZM4 222V223H3ZM68 222H69V220H68ZM64 223V224H63ZM4 224H8V226L7 225H4ZM13 224V225H12ZM19 224V226L17 227V225ZM29 224H30V227H29ZM66 224H68V223H66ZM65 224V225H66ZM4 225V226H3ZM25 225H27L26 227H25ZM6 227L8 228V229H6ZM32 227V228H31ZM60 227V228H59ZM64 227H65V229H64ZM3 228V229H2ZM12 228V229H11ZM13 228H15V229H13ZM17 228L19 229V230H17ZM30 228V229H29ZM10 229V230H9ZM20 229H22V232H21V230ZM28 231H27V230ZM62 229L64 230V231H66V232H63L62 231ZM8 230V231H7ZM13 230V231H12ZM35 230H37V231H35ZM48 230V231H47ZM50 230H51V234H50ZM19 231V232H18ZM35 231V232H34ZM42 231V232H41ZM55 231V232H54ZM59 231H60V236L58 235V233H59ZM17 232V233H16ZM33 232L35 233V236L33 235ZM36 232H38V234H36ZM39 232H41V233H39ZM53 232V233H52ZM57 232V233H56ZM9 233V234H8ZM63 233V234H62ZM127 233V234H126ZM68 234H70V233H68ZM117 234V236H115ZM124 236H123V235ZM129 232H123V233H119V232H114L112 235H107V236H109V238L106 236L105 238H103V236H101L100 238H101V242H100V238H99V235H92L93 236V238L92 239H94V240H92L91 238H89L87 241H86V239L88 238V237H91V235H88V234H80V233H76V236H78L79 235V237H78V240L79 239H81L83 242H85L84 244H82L83 242L81 241V240H79V242H80V245H82L84 248L85 247H87V248H92V247H96V248H98V247H100V250L102 249L101 248V246H103V245H108V247L104 250V249H102V251L105 253V251H106V253L107 252H113V250H116V252H119V250L120 249H129V248H131V250L132 249H134L135 247L134 246H136L137 248H135V249H140L142 252H144V253H141L140 252V250H139V253L141 254V255H149V254H152V253H149V249H150V247L149 246H147L146 244H142V242H140L139 240H141V239H136L135 240V238H133V236L130 234ZM4 235V236H3ZM7 235V236H6ZM47 235H49V236H47ZM54 235H56V236H54ZM129 237H128V236ZM6 236V237H5ZM47 236V237H46ZM51 236V237H50ZM53 236V237H52ZM84 236V237H83ZM86 236H87V238H86ZM94 236H98V238L97 237H94ZM120 236H121V238H120ZM56 237V238H55ZM57 237H61V238H59L58 240H57ZM80 237H83V238H86V239H84L83 240V238H80ZM117 237V238H116ZM119 237V238H118ZM7 238V239H6ZM122 238H124V239H126V238H128L126 241H122V240H124V239H122ZM2 239V240H1ZM52 239V240H51ZM114 240V241H116L115 243H113V241L111 242V240ZM122 239V240H121ZM129 239H131V240H129ZM4 240V241H3ZM60 240H61V242H60ZM77 240V237H76V241H78ZM92 240V241H91ZM96 240V241H95ZM99 240V241H98ZM18 241H19V243H18ZM54 241V242H53ZM106 241H107V243H106ZM120 242L121 241V243L122 244H119L118 242ZM4 242H5V244H4ZM22 242V241H21ZM56 242V243H57ZM61 244H60V243ZM62 242H63V244H62ZM92 242V243H91ZM97 242V243H96ZM98 242L99 243H101V245L100 246H98V245H96V244H98ZM103 242V243H102ZM125 242H130V244H132V245H130V244H127V243H125ZM132 242V243H131ZM135 242V243H134ZM89 243H91V244H89ZM96 243V244H95ZM124 243V244H123ZM135 245H134V244ZM141 243V244H140ZM17 244V245H16ZM19 244V245H18ZM60 244V245H59ZM86 244V245H85ZM127 244V245H126ZM31 245V244H30ZM62 245V246H61ZM85 245V246H84ZM124 245V246H123ZM138 245V246H137ZM3 246V247H2ZM12 246V247H11ZM16 246H20L19 248L18 247H16ZM65 246V245H64ZM89 246V247H88ZM92 246V247H91ZM98 246V247H97ZM120 246V247H119ZM121 246H123L124 248H122ZM126 246H128V247H126ZM11 247V248H10ZM14 247V248H13ZM25 247V246H24ZM104 247V246H103ZM119 247V248H118ZM17 248V249H16ZM21 248V249H20ZM26 248V247H25ZM64 248V247H63ZM62 248V250H64ZM105 248V247H104ZM144 248V249H143ZM146 248V249H145ZM148 248V249H147ZM8 249H10V250H8ZM99 249V248H98ZM108 249V250H107ZM118 249V250H117ZM5 250V251H4ZM130 250V249H129ZM145 250V251H144ZM147 250V251H146ZM10 251V252H11ZM102 252V253H103ZM135 252V251H134ZM137 252H138V250H137ZM151 252V251H150ZM74 253V252H73ZM68 254V255H71L72 256V258L73 259H70L71 257L70 256H64L66 259H68V260H74V258H75V260L77 261H82L81 259L83 258V257H79V256H82L81 254H78V253H74V254ZM97 254L96 255H98V252H96ZM149 253V254H148ZM95 254V253H94ZM94 254H89V256H94ZM1 256V255H0ZM79 257V258H78ZM81 258V259H80ZM84 260V259H83Z\"/></svg>", "mask_w": 264, "mask_h": 264}]
</instances>
